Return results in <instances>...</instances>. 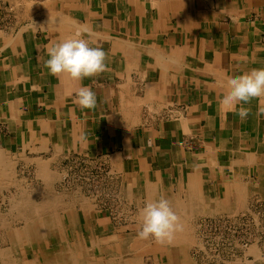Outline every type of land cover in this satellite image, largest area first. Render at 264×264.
Returning a JSON list of instances; mask_svg holds the SVG:
<instances>
[{
	"label": "crops",
	"instance_id": "obj_1",
	"mask_svg": "<svg viewBox=\"0 0 264 264\" xmlns=\"http://www.w3.org/2000/svg\"><path fill=\"white\" fill-rule=\"evenodd\" d=\"M85 27L106 70L50 75L48 48ZM254 68H264V0H0V150L36 169L46 161L43 181L51 168L108 162L126 200L140 210L167 196L183 213L176 235L190 236L198 216L264 196V100L244 104L243 120L221 104L227 78ZM82 86L94 109L75 103ZM89 200L77 191L75 213L63 200L57 211L73 264H108L128 236L138 264H161L138 220L112 222Z\"/></svg>",
	"mask_w": 264,
	"mask_h": 264
},
{
	"label": "rangeland",
	"instance_id": "obj_2",
	"mask_svg": "<svg viewBox=\"0 0 264 264\" xmlns=\"http://www.w3.org/2000/svg\"><path fill=\"white\" fill-rule=\"evenodd\" d=\"M4 155H6V153ZM12 159L16 160L14 161L13 166V171L16 177H20L19 179L21 180L23 178V180H15L17 181L16 183L20 182L19 184H21L18 189H16L15 186H9L8 189L7 187L0 188V239L4 238L7 233V223L8 225L10 223L11 227H14L15 225L16 227L22 226L25 223L23 222L24 220L18 217V210L16 208L15 209L17 211L14 209L15 205L11 201L16 199V204H21L20 192H25L26 196L27 192H31V194L28 196L31 195V199H34L36 202L42 200V197H40L38 194V197H33L32 190H38L41 187H46V185L43 186V184H45L44 182L47 181H43L37 176L38 172L34 162H18L19 159L17 157H12ZM84 165L87 166L85 167ZM84 165H79L78 168L71 167L72 169L70 166H73V164H68L69 167L66 169L51 168L50 174L52 175L53 172L56 175V178L49 179L51 182L48 180L50 183H47V187L45 189L60 195L64 204H69L73 209L72 212L74 213L75 208L73 206V200L75 199V194L77 191H79V193L90 199V202L92 201V207L100 209V212L105 214L112 222L120 221L123 223H129L133 220H138V206L135 207L134 204L129 202V200H126L124 198L125 196L120 193V178L113 174V168L111 164L105 161H94L93 164ZM106 172H110V175H106ZM85 173L86 175H84ZM107 184L110 188H105L104 190L102 187H106ZM21 188H23V191H20ZM105 192L108 194H104ZM18 196L20 197L18 198ZM102 198H104L103 202H105L104 207H102L103 204L101 203ZM250 199L251 204L260 202L262 207H264V196L254 195ZM8 208H11V211ZM239 212L244 211L236 210L234 212H213L204 216H198L196 220L191 223V225L188 227L191 241L189 242L187 248H189L188 256L191 257V260L194 262L193 264H264V234H262V232H264V226L259 223L262 220H256L258 225H252L249 227L252 233L258 237L259 241L248 243L234 242V239L231 237V235L236 233H232L230 227L220 226V222H217L216 218L221 217V215L226 214L230 216ZM63 213L65 214V212ZM260 214H262V212H260ZM259 218L262 219L261 216ZM1 219H3L4 222L1 221ZM18 228L22 229L21 227ZM62 229L63 233L66 234L67 231L65 228ZM238 229L240 232L242 230L243 233V230H245L246 227L240 226ZM151 246L153 249L154 247H157L165 254V252L161 249L160 244L156 243L155 246ZM133 251V253L136 255V250ZM17 252L16 258L21 263L26 260L29 261L28 259L33 257L35 254L34 249L31 248L29 243H24L23 247L21 245ZM23 252L28 259L24 257ZM38 254L41 258V253L39 251ZM138 257L140 261L139 254L137 255V258ZM158 261L161 264L167 263L166 257L161 254H159Z\"/></svg>",
	"mask_w": 264,
	"mask_h": 264
},
{
	"label": "clouds",
	"instance_id": "obj_3",
	"mask_svg": "<svg viewBox=\"0 0 264 264\" xmlns=\"http://www.w3.org/2000/svg\"><path fill=\"white\" fill-rule=\"evenodd\" d=\"M82 33H90L83 28L71 37L54 43L48 48V59L44 66L52 76H67L76 81L98 76L106 70V53L101 47H93L82 38ZM226 92L221 104L235 111L243 120L250 109L244 104L252 99L264 100V68H254L240 75L230 76L226 80ZM75 103L81 109H94L97 97L89 87H80L75 93ZM264 112V108L260 109ZM138 236L144 240H154L157 244L171 243L175 235L183 230L180 217L174 211L170 201L164 197L146 202L139 210Z\"/></svg>",
	"mask_w": 264,
	"mask_h": 264
},
{
	"label": "bare ground",
	"instance_id": "obj_4",
	"mask_svg": "<svg viewBox=\"0 0 264 264\" xmlns=\"http://www.w3.org/2000/svg\"><path fill=\"white\" fill-rule=\"evenodd\" d=\"M4 154L5 153H3L0 150V160H4V161L0 162V188L1 187H7V189H8L9 186H15L16 189H18L21 184H19L20 182L16 183L17 181H15V180L18 179V180L22 181L23 178H22V180L19 179L20 177L17 178L14 171H13L15 159H12L8 156H5ZM38 159L39 158H37V160ZM38 161H37V163H38ZM40 161H41V164L42 163L44 165L46 164V161L43 162L41 158H40ZM41 164H37V165H39V167L37 168L38 170L40 168L42 169V167H40V166H43V165H41ZM44 171H47V170H44ZM37 172H39V171H37ZM42 173H43L42 175L44 176L43 178L45 180H47L46 182H44L45 184H43V186L46 185V187H47V183L51 182L49 179H52V175L50 176L48 171H47V173L46 172L44 173L42 171ZM39 174H40V172H39ZM38 176H40V175H38ZM48 180L50 182H48ZM46 187H41L38 190L37 189L32 190L33 191L32 192L33 197L37 196V194L40 197H42L41 198L42 200H40V201L37 200L38 202L34 201V199H31L32 198L31 195L28 196L29 194H31V192H27V196H26L25 192H23V193L20 192L21 204H16V202H15V201H17L16 199L11 201L15 205L14 209L16 208L18 210V214H17L18 217H20L22 220H24L23 222H25V223H24V225L17 226V227H16V225L14 227H11L10 223H9V225H8V223L6 224V226H7L6 229L8 228L7 233H6L4 238L0 239V264H73L72 258H71V247L69 244H67L63 240V237H62V234L60 231V223H59L60 220H59V216H58V212H59L58 210L60 208L61 209L63 208L62 202H61V200H62L61 196L56 194V193L47 191L45 189ZM21 190L23 191V188H21L20 191ZM10 196H9V198H10ZM19 197L20 196H18V198ZM163 197L168 199L167 196H163ZM82 198H84V197H81V199ZM86 206L88 207V205H86ZM8 209H10V211H11V208H8ZM68 209H69L68 207L64 208V210H66V211ZM7 211H9V210H7ZM176 213L179 217L181 216V214H183L181 211L176 212ZM183 217H187V216L184 215ZM183 217H182V219H185ZM3 219H5V218H3ZM3 219H1V221H3ZM180 219H181V217H180ZM3 222H1V223H3ZM181 222H183V221L181 220ZM18 227H21L22 229H20ZM183 227H185V226H183ZM183 231L184 230H182L180 232H183ZM180 232H178V233L180 234ZM183 234L184 233H182V235ZM178 236H180V235H176L175 236L176 238L174 237V239L171 241V243H166L163 245L160 244L161 249L167 255L166 257L168 258V264H193L194 262L191 260V257H189L187 255V246H188L189 242L191 241L190 236H186V237H184V236L178 237ZM130 241H132L131 237L128 236L125 238V240L123 241L124 243L122 244V248L119 251H117L116 253L114 252L118 256L116 258H114V257L112 258V256L110 255L111 259L109 260L108 264H138V262H140L139 257L137 258L138 254L135 255L133 253V251L131 253V251L128 248L130 245ZM24 242L29 243L31 248L34 249L35 254L29 261L26 260V261H23L21 263L20 261L17 260V258H16L17 254L16 253H18L17 251H18L19 247L21 245H23ZM2 244H4L5 246ZM77 247L80 251H82L81 245H77ZM38 251L41 253V258H40V255L38 254ZM81 260H83V259H80V262L77 264H81V262H82ZM86 263H87V261H86Z\"/></svg>",
	"mask_w": 264,
	"mask_h": 264
},
{
	"label": "built area",
	"instance_id": "obj_5",
	"mask_svg": "<svg viewBox=\"0 0 264 264\" xmlns=\"http://www.w3.org/2000/svg\"><path fill=\"white\" fill-rule=\"evenodd\" d=\"M168 113V112H167ZM165 113L164 115H166ZM170 113V111H169ZM180 143H184V140H181ZM94 161H80L76 164H73V168H78L79 165H84V164H93ZM85 167L87 165H84ZM102 174V173H100ZM110 172H106V175H109ZM86 175V173L84 174ZM95 177V176H94ZM97 178V176H96ZM244 212H239L237 214H232V215H221V217L216 218L217 222H220V226H228L231 228L232 234L231 237L234 239V242H258L259 239L258 237L252 233V231L249 229L250 226L252 225H258L257 221L262 220L259 222L262 226H264V207H262V204L255 203L251 204L247 210H243ZM247 211V212H246ZM262 212V214H260ZM261 216L262 219L259 217ZM257 220V221H256ZM215 221V220H214ZM246 227L245 230H242L241 232L239 231L238 227ZM249 229V231H248ZM241 233V234H240ZM264 234V232H262Z\"/></svg>",
	"mask_w": 264,
	"mask_h": 264
}]
</instances>
